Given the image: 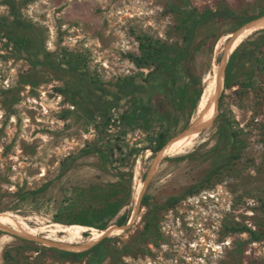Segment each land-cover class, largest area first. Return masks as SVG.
<instances>
[{
  "label": "rangeland",
  "instance_id": "1",
  "mask_svg": "<svg viewBox=\"0 0 264 264\" xmlns=\"http://www.w3.org/2000/svg\"><path fill=\"white\" fill-rule=\"evenodd\" d=\"M178 7L237 17L201 25L172 76L139 67V35L185 45ZM263 12L264 0H0V213L27 230L0 226V264H264V62L249 87L221 85L216 117L188 152L159 161L150 148L162 131L169 143L185 137L194 94L221 60L217 43ZM142 103L160 113L129 125L123 114ZM94 147L112 168L84 152ZM118 197L108 227L118 232L89 248L92 226L74 244L46 237L47 225H84L73 222Z\"/></svg>",
  "mask_w": 264,
  "mask_h": 264
},
{
  "label": "trees",
  "instance_id": "2",
  "mask_svg": "<svg viewBox=\"0 0 264 264\" xmlns=\"http://www.w3.org/2000/svg\"><path fill=\"white\" fill-rule=\"evenodd\" d=\"M177 10H179L180 13H182L181 25L183 27V30L185 31L184 34L185 45L182 48L175 49L160 38H154L149 34L139 35L138 39H139V48L141 53L140 55L131 56L134 62L139 67H148L155 65L158 70L162 72H168V75L172 76L173 72L176 70L177 65L181 64V62L184 59L189 60L190 58L189 56L191 54V46L194 41V36L196 34L197 29L201 25H205L217 18H224V17L229 18V17H235L237 15L234 12V10L231 9L230 7L221 8L218 10L207 9L203 12H199L196 8H190V7L187 8L178 7ZM261 15H264V12L252 17H245V19L239 21L237 26H235L231 31L236 30L244 23ZM2 19L3 18L1 17L0 20ZM257 34L260 35L257 39L251 41L249 45H246L247 42H243L231 55V58L227 66L226 76L224 75L222 78L223 86L225 84L227 88L235 85L249 87L252 84L253 78L256 76V67H259L260 63L264 62V30L259 31ZM243 46L244 49H241ZM239 58L242 62L238 65ZM247 65L250 66L249 69H245ZM237 72H241V74L245 76V79H247L248 83L245 84L244 82H242L243 80H241L240 78L234 79ZM131 82H133V77H128L125 80L126 85H129ZM172 91L173 90H171V92ZM202 94H203V87H200L199 89L196 90L194 94L193 104H192L193 109H196L198 107L199 100L201 99ZM220 94L221 92L219 93L218 98ZM221 99L222 97H220V102ZM173 105L176 106L174 100H173ZM217 105H218V99H217L216 109H217ZM158 113H160L158 107H155L152 104L142 103L139 106H136L135 108L130 110L129 112L123 114V117L126 118L128 121H130L129 125L133 126L136 123H139L140 121L150 122V119L152 120V118L155 117V115ZM157 137H158L157 144L150 147L155 156L158 154L160 150H163L169 143L166 136V132L164 131L160 132ZM84 152L85 153L96 152L99 155L104 165H106L109 168L113 167V160L110 158L109 153L105 149H102L101 147L85 148ZM214 173L215 170L209 171L206 180L210 179V177ZM130 195L131 192L130 190H128L126 196L129 197ZM171 200L174 201V203H177L181 200V196H173ZM141 203L148 204V201L146 198H143ZM124 205H125L124 198L122 199L118 197L115 200L113 199L107 202L104 206H102L99 210H96L90 216H85L86 217L85 220H81L80 218H77L76 220H74L75 222L73 223H82L84 225L92 226L99 229L100 231H103L109 227V224L112 221V219L120 212V210L124 207ZM152 212L154 211L152 210ZM242 230L250 231L254 239L260 238L256 231H253L246 226L243 227ZM97 241L98 240H91L89 244H93ZM98 245L100 244L96 245L97 249H99ZM55 250L60 253H63L64 255L70 258H76L86 253V251L73 252V251H64L59 249H55Z\"/></svg>",
  "mask_w": 264,
  "mask_h": 264
},
{
  "label": "bare ground",
  "instance_id": "3",
  "mask_svg": "<svg viewBox=\"0 0 264 264\" xmlns=\"http://www.w3.org/2000/svg\"><path fill=\"white\" fill-rule=\"evenodd\" d=\"M237 30V29H236ZM231 33H226L221 40L217 43V50H222L221 60L218 64H215L213 67V72L208 76V85L206 90L199 101L198 104V114L194 119V123L188 127L185 137L180 139L177 142L168 143V145L161 150L158 156V160L164 156H173L179 155L184 152H188L201 138L205 127L209 126L214 116V106L217 103L218 95L220 93L222 78L225 73L226 64L231 56L232 52L247 39L255 36L259 31L264 30V16L251 21L247 25L243 26L237 31ZM230 39L228 45L223 49L225 42ZM203 139V138H202ZM201 139V140H202ZM195 148V147H194ZM140 186H138L136 191V199L139 197ZM136 202V201H135ZM29 220V219H28ZM22 222V220L20 221ZM21 224V223H20ZM19 224V225H20ZM43 224V223H41ZM12 225L16 231L20 234H24L27 230L22 227H18V221L14 213H0V226ZM8 227V226H7ZM36 227V226H35ZM46 230L48 231L47 238L52 240H57L59 242H68L74 244L79 242V238L82 237V231L93 229L92 227L84 225H64L61 223H54L52 225H47ZM29 229V228H28ZM113 231L111 234H114L115 231L121 230L120 228H112ZM110 229V230H112ZM95 230V229H94ZM31 232H35L34 229H30ZM117 231V232H118ZM105 233V231H96L93 232V235L89 238V241L86 244H89L91 240H99L100 237ZM91 235V234H90ZM110 235V234H109ZM87 238V237H86ZM84 244V243H83ZM65 245V244H64ZM82 246V245H81ZM73 250H80L78 247H67Z\"/></svg>",
  "mask_w": 264,
  "mask_h": 264
},
{
  "label": "water",
  "instance_id": "4",
  "mask_svg": "<svg viewBox=\"0 0 264 264\" xmlns=\"http://www.w3.org/2000/svg\"><path fill=\"white\" fill-rule=\"evenodd\" d=\"M263 16H264V15H261V16H259V17L254 18V19H251L250 21H248V22L244 23L243 25H241L240 27H238L237 30H239L241 27H243V26L246 25L247 23H249V22H251V21H253V20L259 19V18H261V17H263ZM237 30H236V31H237ZM229 41H230V39H228V40L225 42V45H224L223 49L228 45ZM236 49H237V48H236ZM236 49H235V50H236ZM232 54H233V52H232ZM232 54H231V55H232ZM230 58H231V56L229 57V60H230ZM229 60H228L227 64L229 63ZM221 61H222V60H221ZM227 64H226V67H227ZM225 76H226V68H225ZM220 97H221V94H220V96H219V98H218L217 110H218V107H219ZM215 117H216V115H215ZM213 120H214V119H213ZM207 127H208V126H207ZM207 127H205V128H207ZM163 148H164V147H163ZM160 152H161V150H160V151L158 152V154L156 155L157 158H158ZM115 228H119V227H115ZM110 229H112V228H107L106 230H104L105 233L103 234L102 237L111 234V232L113 231V229H112V230H110ZM100 239H101V238H100ZM98 241H99V240H98ZM98 241H97V242H98ZM95 243H96V242H95ZM95 243H93V244H95ZM93 244H85L84 248H89V246H91V245H93ZM57 245H58L59 247L63 248V249H69V248H67V247H78L79 249H83V247L80 248L79 246H74V245H63V243H58ZM71 250H73V249H71Z\"/></svg>",
  "mask_w": 264,
  "mask_h": 264
}]
</instances>
